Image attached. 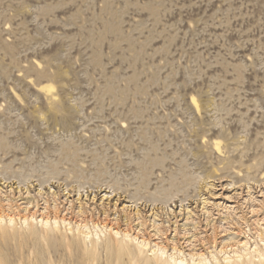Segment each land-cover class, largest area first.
Listing matches in <instances>:
<instances>
[{
    "label": "rangeland",
    "instance_id": "obj_1",
    "mask_svg": "<svg viewBox=\"0 0 264 264\" xmlns=\"http://www.w3.org/2000/svg\"><path fill=\"white\" fill-rule=\"evenodd\" d=\"M0 264H264V0H0Z\"/></svg>",
    "mask_w": 264,
    "mask_h": 264
},
{
    "label": "bare ground",
    "instance_id": "obj_2",
    "mask_svg": "<svg viewBox=\"0 0 264 264\" xmlns=\"http://www.w3.org/2000/svg\"><path fill=\"white\" fill-rule=\"evenodd\" d=\"M44 88H46V86H44ZM193 103L196 105V103L193 101ZM220 142L215 140L213 142V147L215 148L216 151H221V148H220ZM260 256L262 255L261 253L259 254Z\"/></svg>",
    "mask_w": 264,
    "mask_h": 264
}]
</instances>
